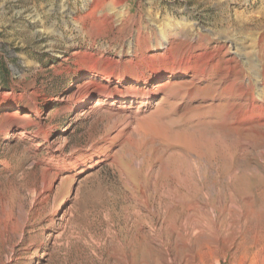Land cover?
<instances>
[{
	"label": "rangeland",
	"instance_id": "obj_1",
	"mask_svg": "<svg viewBox=\"0 0 264 264\" xmlns=\"http://www.w3.org/2000/svg\"><path fill=\"white\" fill-rule=\"evenodd\" d=\"M0 264H264V0H0Z\"/></svg>",
	"mask_w": 264,
	"mask_h": 264
},
{
	"label": "bare ground",
	"instance_id": "obj_2",
	"mask_svg": "<svg viewBox=\"0 0 264 264\" xmlns=\"http://www.w3.org/2000/svg\"><path fill=\"white\" fill-rule=\"evenodd\" d=\"M158 48V47H157ZM260 65H262V64H260ZM257 73V72H256ZM260 75V74H259ZM171 77H174V75H172ZM139 82H137V85H140L142 82V80H138ZM84 83H87V82H84ZM83 85H85V84H82L81 85V87L83 86ZM166 85H168V84H166V83H160V84H158V85H156L155 86V89L156 90H154L153 91V93L154 92H161V91H163L164 89H165V87H166ZM169 90H171V89H169ZM138 91V90H137ZM143 96H147L148 95V93H143L142 94ZM91 95H90V93L89 94H87L85 97L87 98L85 101H84V103H86L87 101H88V99H89V97H90ZM180 96V95H179ZM175 101V100H174ZM161 108V107H160ZM139 118V117H138ZM157 135V134H156ZM144 137V136H143ZM191 140V139H190ZM197 183V182H196ZM198 184V183H197ZM204 184V183H203ZM194 187V186H193ZM195 187H196V185H195ZM205 187V186H204ZM197 189H199V188H197ZM202 189V188H201ZM200 190V189H199ZM202 191V190H201ZM199 193V192H198ZM211 236V235H210Z\"/></svg>",
	"mask_w": 264,
	"mask_h": 264
}]
</instances>
